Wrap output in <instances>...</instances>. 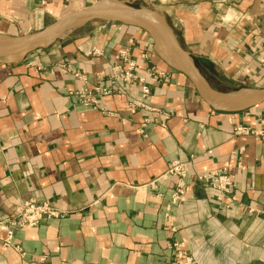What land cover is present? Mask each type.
Segmentation results:
<instances>
[{
  "label": "crops",
  "instance_id": "0c3cea01",
  "mask_svg": "<svg viewBox=\"0 0 264 264\" xmlns=\"http://www.w3.org/2000/svg\"><path fill=\"white\" fill-rule=\"evenodd\" d=\"M96 1L0 0V35L32 33ZM121 1L154 5L213 92L264 86V0ZM127 39L139 73L153 65L168 75L151 84V105L164 114L143 132L142 116L153 114L128 110L135 86L101 96V109L67 94L106 75ZM50 44L30 62L0 58V222L30 198L63 216L16 229L8 247L0 225V264H173L181 251L195 264H264V138L233 133L264 129V100L213 109L134 25L94 20ZM62 58L69 74L55 64ZM175 159L189 164L180 198L178 178L166 175ZM223 167L228 193L195 178Z\"/></svg>",
  "mask_w": 264,
  "mask_h": 264
},
{
  "label": "water",
  "instance_id": "95a60500",
  "mask_svg": "<svg viewBox=\"0 0 264 264\" xmlns=\"http://www.w3.org/2000/svg\"><path fill=\"white\" fill-rule=\"evenodd\" d=\"M142 16L150 18L158 32L144 24ZM94 20L122 22L144 29L166 53L174 67L188 77L203 101L215 110L242 111L264 100V86L243 88L229 94L213 92L199 74L192 57L180 46L164 15L147 2L132 4L121 0L96 1L82 9L67 12L32 33L20 37L0 35V58L19 61L35 50L59 39L69 30ZM213 93L218 97H214Z\"/></svg>",
  "mask_w": 264,
  "mask_h": 264
},
{
  "label": "built area",
  "instance_id": "2783aa9c",
  "mask_svg": "<svg viewBox=\"0 0 264 264\" xmlns=\"http://www.w3.org/2000/svg\"><path fill=\"white\" fill-rule=\"evenodd\" d=\"M115 63L112 66L110 76L102 77L97 75L98 82L91 86H86L82 89L71 91L72 95L76 96L79 103L88 108H101L100 97L107 94H112L118 90L116 88V81H122L129 85H134L137 88V95L130 97L127 102V108L129 111L143 109L151 112L152 117L142 116V120L139 124L140 131L151 121H156L159 116L160 110L157 107L151 105L150 102V87L148 86L147 77L154 82L166 80L167 74L154 69L153 67H147L144 73H139L137 70V64L134 59H131L127 48H122L118 54ZM63 72H67L68 65H59ZM147 76V77H146ZM234 134H251L258 139L264 138V129L256 130L249 128L248 126L238 125L233 129ZM240 166V162H238ZM189 174V164L185 161L175 159L170 162L166 175L175 176L177 182L172 192L173 198H178L183 193L184 183L183 178ZM198 180L205 184H209L210 187L216 189L221 194H225L231 191L234 186V181L228 173V168L223 167L219 169H213L210 171L197 173ZM63 216L62 211L54 207L48 201L39 198L25 199L20 202L14 209L13 214L5 219L4 226L6 228V235L3 238V245L8 247L13 242V232L15 229H24L26 227L36 226L40 221L47 218H55ZM181 264H195L194 261L188 259L179 261ZM175 264L176 261H175Z\"/></svg>",
  "mask_w": 264,
  "mask_h": 264
},
{
  "label": "rangeland",
  "instance_id": "374dc122",
  "mask_svg": "<svg viewBox=\"0 0 264 264\" xmlns=\"http://www.w3.org/2000/svg\"><path fill=\"white\" fill-rule=\"evenodd\" d=\"M128 2V1H127ZM138 2H143V1H129L128 3H132V4H134V3H138ZM88 23V22H87ZM169 24V23H168ZM128 25H131V24H128ZM135 26V25H134ZM138 27V26H137ZM140 28V27H139ZM142 29V28H141ZM144 30V29H143ZM145 31V30H144ZM51 45V44H50ZM133 45H134V41H133V39H127L126 40V43L123 45V46H121L118 50H117V53H116V55L114 56V58H113V60H112V62L109 64V71H108V73L106 74V75H100V74H96V79H97V81L96 82H98V78H97V75H99V76H102V77H106L107 75L108 76H110V74H111V68H112V66H113V64L115 63V61H116V59H117V54H118V52L122 49V48H127L128 49V53H129V56L131 57V59H134L132 56H131V49H132V47H133ZM161 52H162V50H160ZM92 52H94V51H92ZM142 57L143 58H147V55H146V53H144L143 55H142ZM167 57V56H166ZM28 58H23V59H21V60H19V61H23V60H27ZM168 59V58H167ZM135 60V59H134ZM169 60V59H168ZM27 62H30V59L29 60H27ZM59 68H60V66L59 65H61V64H65V65H68L67 67H68V69H69V71L67 70V72L66 73H70V71L72 70V64L68 61V59L67 58H62L61 60H59L57 63H55ZM137 64V63H136ZM50 66H52V65H50ZM42 67H44L41 63H39V64H37V66H36V69L38 70V69H41ZM148 66H146L144 69H143V71H142V73H144L145 75H147V73L145 72V69L147 68ZM149 67H153L154 69H156V70H158V71H161V72H164V73H166L165 71H163V70H160V69H157L155 66H153V65H149ZM61 69V68H60ZM49 71H52V70H49ZM167 74V73H166ZM80 77L81 78H83V79H85V80H87L86 78V76H85V74H80ZM147 77V76H146ZM168 80V75H167V77H166V80H161V81H158V82H154V81H152V80H150L149 79V77H147V82H148V86L150 87V96H152V91H151V84H155V83H161V82H165V81H167ZM116 83V88H118V87H120V84H126V83H124V82H122V81H116L115 82ZM95 84V83H94ZM128 87H130L129 86V84H126ZM87 86V84H83L79 89H82V88H84V87H86ZM134 86V85H133ZM131 89V88H130ZM74 90H78V88H76V89H72V90H68L67 91V94H69V95H72L73 93H71V91H74ZM238 90V89H237ZM74 96V95H73ZM76 97V96H75ZM134 97V96H133ZM77 98V97H76ZM80 105H82V104H80ZM100 105H101V103H100ZM83 106V105H82ZM85 107V106H84ZM99 109H101V108H99ZM159 109V108H158ZM140 110H143V109H140ZM160 110V115H162V114H164V112L161 110V109H159ZM236 126H238V125H236ZM235 126V127H236ZM243 126H248L249 128H252L251 126H249V125H243ZM234 129V128H233ZM252 129H254V128H252ZM234 133V132H233ZM210 171V170H209ZM204 172H206V171H204ZM197 173H202V172H197ZM197 173H195L194 175H195V178L197 179V177H196V174ZM198 180V179H197ZM200 183H202L204 186H207V187H210L209 186V184H205V183H203V182H201L200 180H198ZM184 187H185V185H184ZM234 187V186H233ZM232 187V188H233ZM174 190V189H173ZM184 191H185V188H184V190H183V193H184ZM183 193L180 195V196H178V198H180L181 196H183ZM8 218V217H7ZM6 219V218H5ZM5 219L4 220H2L1 222H0V225H1V229L4 231V237L3 238H5V235H6V233H7V231H6V228H5V226H4V223H5ZM19 229V228H18ZM15 231H16V229L14 230V232H13V236L15 235ZM4 246V245H3ZM177 256H178V258H176L175 260H174V262H173V264H175V261H176V263L177 264H181V263H179V261H184L185 259L186 260H188V259H190V260H192V258L190 257V255H187V254H185V252H179V253H177ZM193 261V260H192Z\"/></svg>",
  "mask_w": 264,
  "mask_h": 264
},
{
  "label": "bare ground",
  "instance_id": "6f19581e",
  "mask_svg": "<svg viewBox=\"0 0 264 264\" xmlns=\"http://www.w3.org/2000/svg\"><path fill=\"white\" fill-rule=\"evenodd\" d=\"M142 20H143L144 24H146L148 27H150L155 32H158L155 24L151 21L150 18H148L146 16H142ZM213 95H214V97H218L215 93H213Z\"/></svg>",
  "mask_w": 264,
  "mask_h": 264
}]
</instances>
